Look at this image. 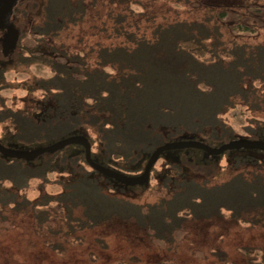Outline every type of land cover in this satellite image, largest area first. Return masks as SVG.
<instances>
[{
  "label": "trees",
  "instance_id": "16d2710c",
  "mask_svg": "<svg viewBox=\"0 0 264 264\" xmlns=\"http://www.w3.org/2000/svg\"><path fill=\"white\" fill-rule=\"evenodd\" d=\"M22 2L27 5L25 0H19L11 13V23L19 30L18 38L23 29L21 23H14V17ZM134 3L141 2L33 3L36 13L42 15L40 25L34 29L40 36L55 34L68 24L81 21L93 7L106 6L105 20L95 13L100 22L95 32H103L105 39H96L89 48L74 54L60 51L48 60L34 55L19 57L18 62H29L35 57L47 61L51 76L39 82L44 92L37 113L3 107L0 98V122L9 120L14 129L0 137L1 144L32 149L82 135L90 143L94 162L136 176L142 173L153 150L166 142L197 140L216 147L242 138L264 141L263 117L251 116L250 124L243 127L246 134L242 135L234 133L223 118L227 111L237 109L264 113V45L234 44L229 49L222 48L218 30L219 21L224 22L227 16L224 10L214 15L210 8L200 21L175 13L156 22L151 9L136 11L132 8ZM231 28L254 31L239 21H233ZM3 79L4 67L0 64V80ZM88 129L95 131L99 140L96 152L91 150L96 141ZM169 151L174 153L167 158L170 167L162 173V183L173 182L175 208L171 214L156 217L153 210L164 200L144 207L106 194L102 181L107 178L90 168L80 144L42 153L32 160L0 153V225L10 211H27L37 226L49 225L51 217L63 214L69 229H73L71 222L85 228L114 217L140 221L157 238L169 235L172 219L179 217L181 224L193 214L194 218L212 219L228 213L232 221L264 226V151H224L222 154L232 153L230 162L241 171L215 185H208L206 179L197 181L188 172L193 168L211 174L222 154L213 156L197 148ZM81 162L89 166L88 171ZM59 167L77 175L63 183L58 193H39L30 198L29 194L50 182L48 175L58 172ZM192 172L193 175L196 171ZM148 180L141 185L118 184L134 190L145 186ZM237 251L246 264H264V250L258 247L240 246ZM212 253L220 264H233L221 248ZM135 261L134 257L118 264ZM155 264L174 263L160 260Z\"/></svg>",
  "mask_w": 264,
  "mask_h": 264
},
{
  "label": "rangeland",
  "instance_id": "374dc122",
  "mask_svg": "<svg viewBox=\"0 0 264 264\" xmlns=\"http://www.w3.org/2000/svg\"><path fill=\"white\" fill-rule=\"evenodd\" d=\"M25 1L27 5L24 6L25 2L20 3L17 11V20L23 31L16 43V56L11 61H1L4 79L0 80V98L3 107L23 113H37L44 92L39 88V82L51 76L49 63L36 57L29 62H18L19 57L34 55L48 60L60 51L74 54L79 49L89 48L96 39L104 40L103 32H95L100 27L95 13L105 20L107 7H93L87 10L81 21L68 24L55 34L40 36L34 30L40 25L42 16L33 8V3L38 0ZM138 1L141 3L132 4V8L136 11H144L145 7L151 9L156 22L175 13L200 21L208 15L210 8L214 15L224 10L227 16L224 22L219 21L218 30L221 33L218 38L222 48L229 49L234 44L249 47L264 45V0ZM233 21L245 23L254 31H234L231 28ZM251 116L264 118V113L237 109L227 111L223 118L234 133L242 135L246 134L243 127L250 124ZM13 131L9 120L0 122V137ZM87 132L96 141L91 150L98 151L100 143L95 131L88 129ZM173 153L168 151L155 162L145 186L130 190L126 186L112 188L103 183L104 192L144 207L164 200L165 203L153 210L156 211L153 216L171 214L176 202L172 200L173 182L167 180L166 185L162 183V173L170 167L167 158L172 157ZM231 156L232 153H224L217 158V167L211 174L199 173L191 168L188 176L191 175L197 181L206 179L208 185L222 183L241 171L231 164ZM81 165L89 170V166L82 162ZM59 169L48 175V184L29 194V197H37L39 193H58L63 183L77 175L62 171V167ZM193 170L196 172L192 175ZM184 201H187L185 197ZM62 217L63 214H58L49 219V225L45 223L37 226L31 212L10 211L8 219L0 225V264H118L134 257V264H155L160 260L174 264H220L212 253L215 248L224 250L233 264H246L245 258L237 251L238 247L251 246L264 250V226L232 221L228 213L212 219L194 218L193 214L189 219L181 221V224L177 220L179 217L172 219L169 235L158 238L152 236L147 226L140 221L114 217L85 228H78L77 224L71 222L75 228L73 230L69 229ZM50 244H54L57 249Z\"/></svg>",
  "mask_w": 264,
  "mask_h": 264
},
{
  "label": "water",
  "instance_id": "95a60500",
  "mask_svg": "<svg viewBox=\"0 0 264 264\" xmlns=\"http://www.w3.org/2000/svg\"><path fill=\"white\" fill-rule=\"evenodd\" d=\"M19 0H0V32H6L7 36L17 38V30L14 25L11 23V13L13 7ZM14 39V40H15ZM70 144H80L84 149V156L87 164L99 172L102 175H105L109 178H112L124 185H141L149 179L150 170L154 162L158 159L159 155L162 152L183 149V148H197L201 149L211 155H220L224 151L234 150V149H257L264 151V141L256 139H235L223 143L220 146H210L204 142L197 140H175L166 142L157 146L153 152L149 155L142 173L136 176H128L121 172L114 171L110 168L104 167L91 159L90 152V143L86 137L82 135H71L60 139L58 141L52 142L50 144L39 146L32 149H17L10 148L0 143V153L4 156L11 158H19L24 160H32L39 156L42 153H52L59 149L64 148Z\"/></svg>",
  "mask_w": 264,
  "mask_h": 264
},
{
  "label": "flooded vegetation",
  "instance_id": "af4514ba",
  "mask_svg": "<svg viewBox=\"0 0 264 264\" xmlns=\"http://www.w3.org/2000/svg\"><path fill=\"white\" fill-rule=\"evenodd\" d=\"M21 13V12H20ZM18 14H19V12H18ZM18 14H17V12H16V15H15V17H14V23H17V22H19V20H17L18 19ZM17 25L16 24H14V27L16 28V30H17V33H16V36H17V38L15 39V38H13V37H10V36H7V34H6V32H0V55H1V57H0V64H2V62L1 61H11V60H13V58L16 56L15 55V53H16V47H17V45H16V43H17V40H18V33H19V30L17 29V27H16ZM15 39V40H14ZM2 58H5V59H2ZM2 66H3V64H2ZM214 156V155H213ZM217 156V155H216ZM99 164V163H98ZM100 165H102V164H100ZM102 166H104V165H102ZM104 167H106V166H104ZM108 168V167H107ZM93 169V168H92ZM94 170V169H93ZM94 171H96V170H94ZM115 171V170H114ZM97 172V171H96ZM99 173V172H98ZM102 175V174H101ZM104 177H106L107 179H103V181H102V183H107L108 185H111V186H121V184H118V183H120V182H118V181H116V180H114V179H112V178H109V177H107V176H105V175H103ZM136 190V189H135Z\"/></svg>",
  "mask_w": 264,
  "mask_h": 264
}]
</instances>
